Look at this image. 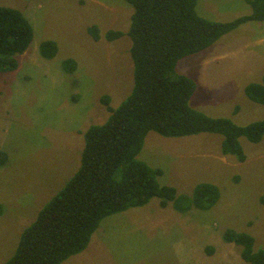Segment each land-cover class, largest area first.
<instances>
[{
    "label": "rangeland",
    "instance_id": "1",
    "mask_svg": "<svg viewBox=\"0 0 264 264\" xmlns=\"http://www.w3.org/2000/svg\"><path fill=\"white\" fill-rule=\"evenodd\" d=\"M23 12L34 28L29 47L17 55L16 69L0 72V264L16 250L22 232L43 206L69 181L81 164L84 133L117 107L134 87V61L128 35L108 41L110 29L127 31L134 7L126 0H0ZM198 13L230 21L252 11L247 0H199ZM97 25L102 37L94 39ZM58 52L47 58L44 41ZM74 59V72L64 61ZM177 72L192 78L190 105L238 125L264 119V104L252 101L245 87L264 76V21H249L206 49L182 58ZM224 136L200 134L146 136L138 158L161 168L159 182L191 198L201 183L219 187L209 209L182 212L172 201L161 207L154 197L143 206L110 214L88 247L61 264H251L242 247L225 239L227 231L247 232L255 248H264V139L242 136L246 154L239 161L222 149Z\"/></svg>",
    "mask_w": 264,
    "mask_h": 264
},
{
    "label": "trees",
    "instance_id": "2",
    "mask_svg": "<svg viewBox=\"0 0 264 264\" xmlns=\"http://www.w3.org/2000/svg\"><path fill=\"white\" fill-rule=\"evenodd\" d=\"M134 7L127 31L110 29L104 37L115 41L128 35L134 61V87L117 107L108 95L101 102L108 119L92 125L84 133L81 164L75 174L39 211L22 232L18 246L4 264H61L69 256L85 250L92 235L108 215L143 206L154 197L161 207L170 201L185 212L192 206L213 207L220 189L211 183L198 184L191 198L177 195L175 187L162 185L163 170L138 158L146 136L156 131L167 137L202 132L224 136L222 149L239 161L246 159L242 136L257 143L264 139V119L238 125L230 118L212 117L193 108L189 100L195 81L180 74L179 61L214 44L225 34L249 21H264V0H247L252 11L230 21H213L197 10L199 0H126ZM94 39L102 35L97 25L90 28ZM34 38V28L23 12L0 5V72L17 68L21 55ZM41 51L47 58L58 52L55 41H44ZM74 72V59L64 61ZM246 95L264 104L262 81L245 87ZM7 154L0 151V165ZM264 204V194L261 196ZM3 205L0 203V216ZM225 239L242 247V257L251 264H264V248H255V238L247 232L229 230Z\"/></svg>",
    "mask_w": 264,
    "mask_h": 264
}]
</instances>
